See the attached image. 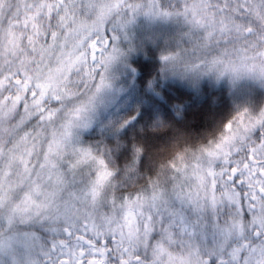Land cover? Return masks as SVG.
<instances>
[{
    "label": "snow or ice",
    "instance_id": "1",
    "mask_svg": "<svg viewBox=\"0 0 264 264\" xmlns=\"http://www.w3.org/2000/svg\"><path fill=\"white\" fill-rule=\"evenodd\" d=\"M146 6L155 11L156 0ZM140 7L0 0V250L16 243L27 255L13 252L12 264H264V109L238 112L207 143L174 144L156 178L126 194L110 152L77 143L124 55L107 26ZM177 15L195 30L194 52L162 56L163 70L264 85V0H184ZM184 205L231 206L217 227V259L199 245ZM25 223L47 228L51 243L21 231Z\"/></svg>",
    "mask_w": 264,
    "mask_h": 264
},
{
    "label": "trees",
    "instance_id": "2",
    "mask_svg": "<svg viewBox=\"0 0 264 264\" xmlns=\"http://www.w3.org/2000/svg\"><path fill=\"white\" fill-rule=\"evenodd\" d=\"M132 2L141 7L135 13L129 11L116 30H109V24L106 31L109 38L116 37L117 46L125 50L124 62L134 71L126 72L127 79L132 81L131 100L118 124L110 129L91 127L76 136L80 146L110 152V163L116 169L115 180L121 194L139 190L156 178L174 144L182 147L207 143L218 137L223 125L238 112L247 109L256 113L264 109V86L257 81L239 79L232 85L200 76L164 79L161 58L180 49L186 29L171 20L152 21L141 17L144 9H150L146 5H151L152 0ZM156 3L157 11L172 16L177 14L184 0H156ZM138 148L139 155L136 154ZM176 207L179 209L180 204L176 203ZM183 208L184 216L192 224H199V245L208 252L209 259H217L214 252L220 239L217 227L231 217V206L221 205L218 209L200 212L188 205ZM18 227L35 235L40 244L52 241L53 233L39 224L25 223ZM160 238L158 227L152 233V242Z\"/></svg>",
    "mask_w": 264,
    "mask_h": 264
},
{
    "label": "rangeland",
    "instance_id": "3",
    "mask_svg": "<svg viewBox=\"0 0 264 264\" xmlns=\"http://www.w3.org/2000/svg\"><path fill=\"white\" fill-rule=\"evenodd\" d=\"M140 16L141 17L146 16L148 17V19L152 21L171 20V21L181 24L182 27L186 29V31L183 34L185 41L181 43V47L178 51L187 50L190 54L194 52L193 33L195 30L191 28L190 24L187 22V20L183 16L177 15V14L172 15V16H165L163 13L157 10L152 11L149 8L144 9L141 12ZM88 23H91V21H89ZM108 29L116 30L117 27L114 28L110 24ZM123 33H124V30L121 31V35H123ZM88 44L90 45L91 41H88ZM118 47L121 49L122 52L125 51L123 47L121 46H118ZM88 51L89 53L91 52L90 47ZM97 55H99V46L97 48ZM123 57H125V54L119 57L109 68L108 78L111 82V88L106 89L104 93L101 95V97L98 99L95 110L92 113H90L88 117L87 126L77 128L75 130V133H74L75 138L77 136V133H82L86 130L88 131L91 127H97L100 129H110L116 123L118 124L120 122L121 115L123 114V111L127 107L129 101L131 100V95H132V83H131L132 81L130 78L127 79L126 72H129V71H130L129 73L134 72L130 67L126 65V62H124ZM89 59H90V55H89ZM162 76L164 79H168V78L189 79L190 77H193V76L194 78L196 76H200V77L212 79L217 83L221 81H227L229 84L233 85V82H234L227 76L220 78V79H217L215 76H211V75H189L186 77H180L177 75H173V73L170 70H162ZM240 80L257 81L251 78H242ZM176 203H179V202L177 201ZM37 243L40 244L39 242ZM38 251H39L38 247L33 250L32 258H37ZM13 252H15V254L17 255V259H20V258L27 259L26 250L20 247L18 244L13 243L12 248L8 249L7 253L3 250H0V264H12Z\"/></svg>",
    "mask_w": 264,
    "mask_h": 264
}]
</instances>
